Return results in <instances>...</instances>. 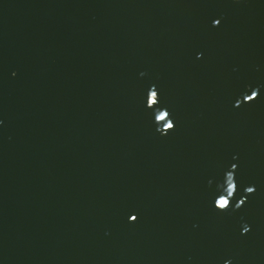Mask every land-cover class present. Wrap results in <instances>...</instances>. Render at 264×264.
Masks as SVG:
<instances>
[{
	"label": "water",
	"instance_id": "95a60500",
	"mask_svg": "<svg viewBox=\"0 0 264 264\" xmlns=\"http://www.w3.org/2000/svg\"><path fill=\"white\" fill-rule=\"evenodd\" d=\"M0 264H264V0H0Z\"/></svg>",
	"mask_w": 264,
	"mask_h": 264
},
{
	"label": "clouds",
	"instance_id": "9594fccd",
	"mask_svg": "<svg viewBox=\"0 0 264 264\" xmlns=\"http://www.w3.org/2000/svg\"><path fill=\"white\" fill-rule=\"evenodd\" d=\"M13 75H15V73H13ZM249 191H251V189H249ZM249 230V229H248ZM246 233V232H245Z\"/></svg>",
	"mask_w": 264,
	"mask_h": 264
}]
</instances>
